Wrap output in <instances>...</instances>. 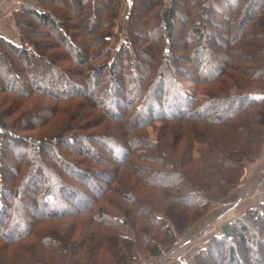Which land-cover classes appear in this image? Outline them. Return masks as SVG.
Instances as JSON below:
<instances>
[{
	"label": "trees",
	"instance_id": "16d2710c",
	"mask_svg": "<svg viewBox=\"0 0 264 264\" xmlns=\"http://www.w3.org/2000/svg\"><path fill=\"white\" fill-rule=\"evenodd\" d=\"M37 1L13 14L17 39L0 35V242L33 237L29 264H53L48 249L74 264L70 251L85 241L67 245L42 225L89 213L111 229L99 241L92 232L90 259L98 247L134 263L139 242L158 256L262 156L264 0H128L119 46L122 0ZM45 74L48 84L34 78ZM70 192L82 198L76 206ZM137 220L134 239L119 235ZM258 235L260 202L179 264H211L215 248H226L228 264H264Z\"/></svg>",
	"mask_w": 264,
	"mask_h": 264
},
{
	"label": "rangeland",
	"instance_id": "374dc122",
	"mask_svg": "<svg viewBox=\"0 0 264 264\" xmlns=\"http://www.w3.org/2000/svg\"><path fill=\"white\" fill-rule=\"evenodd\" d=\"M160 7L161 6L159 5V8ZM126 9L128 10V8H126ZM127 10L120 14V18L118 19V23L115 26V29H114L115 32H114V36L112 38V44L114 46H119L120 43H122V41H123V36H124L125 30H126L125 15H126ZM152 14H154V11ZM39 28L37 27L35 30L38 31ZM41 30L45 31L44 29H41ZM47 30H48V33L51 30L54 33V29H53L52 25L46 28V32H47ZM0 60L3 61L4 59L0 57ZM34 78H35V80H38L39 82H42L45 84H48V82H50L52 80L50 76L49 77L47 76V74L37 75V76H34ZM0 110H1V108H0ZM12 118H14V117H12ZM14 119H11V120H14ZM56 120L63 121V118L59 117ZM7 122H9V121H7ZM45 132H48V130ZM28 134L35 135L36 133L32 132V133H28ZM258 165H260L261 168L260 169L258 168V170L254 174H252L251 176L249 173L248 176H250V177L249 178L247 177V179H246L247 180V186L250 185L251 190H250V192H247V191L244 192L245 195H247L248 193H253L256 189H259L260 183L262 184V180L264 179V150H263L262 156L257 160V162L245 163L246 171H245L244 177L248 173L247 172L248 169L252 168V171H255L254 169L256 167H258ZM84 166L89 168L91 165L84 164ZM244 177L242 178V182L240 183V186L237 189H235L234 191H232L230 193V195L228 196V198H226L221 203L213 205L209 209V211L206 213L205 216H203L201 219L193 222L190 226H188L184 230V232L178 236L177 241H175L172 244H163L162 243L160 246V249H161L160 255L151 256L149 253H147L144 250V247H143L144 244L142 242H139L137 247L133 246V253H134V255L136 254V257L138 258L137 261L134 263L130 262L129 260H126L125 262H121V261L116 262L115 261L116 258L113 256V254L111 255L110 253H108L106 251V248L99 249L98 247L96 248V251H94V250L92 251L93 257L91 256V259H90L89 252L92 250L91 246L93 245L90 243L91 242L90 237L94 236L92 234V232H94V231L97 232L98 229L100 230L99 231L100 233L97 232L98 234L96 236V239L99 241V239L103 240V238H101V236L107 237L108 234L111 233V229L104 228V227L102 228L100 225H97V224L93 225L91 222V219H90L91 216L89 213H86L83 215L78 214L76 216H71L69 218L54 220L52 222L45 223L44 225H42V228L47 230L46 232H53L54 235H56L62 242L67 243V245L68 244L69 245L70 244L79 245V243H81L82 241H85V243H84L85 245H83L81 247L82 250L80 252L75 253L72 250L70 251V254H74V256L72 257L74 264H152L153 261L156 262L157 264H176V259L173 256H176L180 253L183 254L186 252L187 253L190 252L189 253L190 257H192L193 253L197 249L206 245L205 243L211 237L213 231H216L217 233L219 232L221 234V228H222L224 222L226 221V219H223L222 214H224L226 212V209H228V205L231 206L236 200L243 199L245 197V195L242 194L241 188H240L244 183ZM167 178H165L164 180L165 181L171 180V179L169 180ZM90 179H91V183H93V182L94 183L98 182L101 184L105 183V181H103L99 178H96L95 176L91 177ZM77 184L78 183H75L74 185L77 186ZM95 191L96 190L86 191L85 194L88 195V197L93 198L96 194ZM139 191H140L141 195H143V196H150V197L153 196V197H156L157 199H159V197H160V194L158 192L155 193V192L151 191L149 188H142L141 187V188H139ZM70 193H72V192H70ZM232 193H234V194H232ZM80 194H82V193H80ZM111 194H114V195H111V198L113 200L119 201L120 203L123 204V201L121 200L119 195H115V193H111ZM72 195L73 196L70 197V200L72 203L75 202L74 206H76V203L79 202L78 199L82 200V198H77L76 193H72ZM82 195H84V194H82ZM84 199H86L85 196H84ZM101 206H104L105 209L108 210L107 213H112L113 215L115 213H117L116 209H114L115 207L108 204V203L105 205L103 204ZM136 223L138 224V226H135V227L132 225H124V227L122 228L123 230L119 231V235L129 236V237L134 239L137 232H138L137 228L144 225V222L142 220H137ZM253 232H254V228L251 227L250 233H253ZM101 233H103L104 235H102ZM204 237H205V239H203ZM261 238L263 239L264 236L258 235L256 237L257 240H260ZM198 239H200V242L198 243L197 246H195L191 250H190V247H188L187 251H185L186 250V248L184 249V247H186L185 241L191 242L192 240L195 241ZM108 240H110V239H108ZM161 241L162 240H160V242ZM35 243H39V242H37V239L33 238V237L29 241H25V243H23V245H21V244L20 245L6 244L4 241H1L0 242V259H2V258L5 259V261H6L5 264H10V263L11 264H29V262L27 261L26 258H29V256L32 255V253H30L28 250L26 251L25 249H26V246H32V247L36 246ZM87 244L89 247L87 246ZM106 244H107V242H106ZM217 246H219V245H217ZM220 246H223V244H220ZM36 248H34L35 251L37 250ZM261 248H262L261 242L258 244V247H257V243L252 246V251H254V254L252 256L254 257V259H257V256H258L257 249L260 250ZM212 249H214V247ZM215 249L213 251H211V253L208 257L210 263L211 264H228L227 263L226 248H222L223 250L219 249V248H215ZM188 250H190V251H188ZM47 252L50 254L49 258L53 257V259H54L53 264H63L62 262H60L58 260V258L56 256H54L51 249H48ZM95 252L98 253L97 257H96ZM17 256H19V258L22 257L23 259L22 258H20L21 260L19 258L17 259ZM49 258H46V259L48 261H50ZM24 259H26V260H24ZM0 264H2V262Z\"/></svg>",
	"mask_w": 264,
	"mask_h": 264
},
{
	"label": "crops",
	"instance_id": "0c3cea01",
	"mask_svg": "<svg viewBox=\"0 0 264 264\" xmlns=\"http://www.w3.org/2000/svg\"><path fill=\"white\" fill-rule=\"evenodd\" d=\"M127 2L128 0H122V6H121L122 13L126 11ZM37 4H38L37 0H0V35L5 36L6 38L17 39L18 32L14 23L13 14L18 8H20L23 5L36 7ZM258 168L259 169L261 168L260 165H258V167L254 169L255 171H252V168L248 169L247 171L248 173L244 177V183L240 187L243 195H245L244 192L246 191L250 192L251 190L250 185L247 186V180H246L247 177L249 178L252 174H254L258 170ZM249 173L250 176H248ZM259 202L264 203V179L262 180V184L260 183L259 189H256L253 193H248L247 195H245L243 199L236 200L231 206L228 205V209H226V212L222 214L223 219H226L223 225L227 224L229 221H232V219H235L245 214V212L250 208L256 207L259 204ZM213 233H217V232L213 231ZM203 239H205V237ZM199 242L200 239L195 241L192 240L191 242L185 241L186 243V247H184V249L186 248L185 251H187L188 247H190V250L193 249L195 246L198 245ZM189 253L190 252L188 253L186 252L183 254L180 253L176 256H173L176 259V264L177 263L179 264L181 262H190L191 261L190 259L192 257H190Z\"/></svg>",
	"mask_w": 264,
	"mask_h": 264
},
{
	"label": "built area",
	"instance_id": "2783aa9c",
	"mask_svg": "<svg viewBox=\"0 0 264 264\" xmlns=\"http://www.w3.org/2000/svg\"><path fill=\"white\" fill-rule=\"evenodd\" d=\"M152 264H157V263L153 261V263H152Z\"/></svg>",
	"mask_w": 264,
	"mask_h": 264
}]
</instances>
